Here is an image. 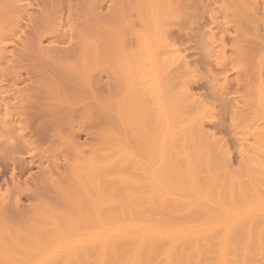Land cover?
<instances>
[{
  "label": "bare ground",
  "instance_id": "6f19581e",
  "mask_svg": "<svg viewBox=\"0 0 264 264\" xmlns=\"http://www.w3.org/2000/svg\"><path fill=\"white\" fill-rule=\"evenodd\" d=\"M26 1L0 0V113L3 110L0 138L11 142L14 136L16 140V135L20 139L24 135L22 127H18L20 121L10 120L11 114L13 111L20 115L24 113V117V111L33 102L29 101L37 97L36 87L40 90L39 83L41 85L43 80L37 84L39 87L31 84L35 88L30 86L26 91L21 88L25 91L18 93L20 96L25 93L22 97L15 96L16 92L12 90L16 85L10 88L8 86L12 84L7 81L12 80L20 68L17 67L20 60L24 62L26 59L22 57L27 58L32 49L34 52L38 48L39 55L49 62L61 66L65 63L77 76L75 80L89 90L70 97L72 104L79 108L71 104V108L67 106L64 111V107L61 109L62 96L54 89L55 84L46 88L48 96L55 95V98L50 95V99H46L49 101L46 103L49 109L46 108L47 123L52 124L54 118L64 116L61 121L70 127L62 135L61 143L73 156L70 152L62 155L64 160L71 159L65 161L66 175L61 170L62 175L58 173L64 163L59 166L57 159V164L53 163L54 169L50 167L52 163L49 167L59 175L52 174L49 167L46 168L49 171L44 169L47 159L43 166L40 165L42 158L36 165L45 171L40 167V170L36 169L42 175L38 177L39 182L49 184L61 207L37 199L30 204V217L15 216L14 219L9 214L15 213V205L20 206L15 204L20 197L16 195L18 192L15 194L14 191L16 196L5 195L8 197L0 193V264H264V81L259 79L257 82V97L251 104L249 116L238 123V117L232 115L235 122L232 125L236 126L233 132L235 136L239 135L236 141L243 149H240V160L235 169L224 146L209 141L203 134L202 123L211 118V111L199 103L192 105L188 87L186 90L181 84L177 85L179 91L172 94L175 86L170 72L182 58L167 41L161 20L179 0H138L144 36L139 44L141 49L135 52L124 51L126 46L99 23L100 18L94 12V22L92 19L84 21L85 16L82 21L79 16L78 21L74 20L76 23L70 21L71 24H67L70 26L67 47L53 45L58 29H62L61 22L58 26L53 25L55 21L51 22L56 18L49 17L52 15L48 10L55 1L40 0V10L25 14L30 6ZM88 21L93 22L90 23L94 24L93 29ZM47 36L49 40L45 44L48 46L44 47L43 40ZM215 44L209 40V56L215 58L216 64H221L219 61L223 64L224 40L213 47ZM104 55L116 59L115 74L125 84L126 94L122 100L120 96V104L114 100L118 102L115 104L112 99L110 102L109 99L101 100L94 90L93 84L96 89L99 86L97 69ZM17 77L16 81L20 82V76ZM5 83L11 91L6 90ZM214 86L216 88L217 84L212 88ZM7 93L19 99L12 100L13 96L7 97ZM76 114H80L78 118L84 119V124L74 118ZM114 115L119 116L118 120L129 128V132L133 128L134 142L135 137L132 136L130 141V135L129 138L126 136L129 133L125 131L124 135L118 130ZM49 118L51 121L48 122ZM86 122L90 124L85 125ZM76 123L79 127L74 125ZM25 124L26 130L39 129L41 132V129L42 133L47 127L46 122L41 128L40 122ZM33 124L37 128L30 126ZM80 124L86 129L89 127L91 133L87 134L93 137L88 136L92 145L89 144V150L84 149L86 152L80 150L83 148L75 134ZM46 135H49L48 131ZM15 142H11V146L10 143L9 146L0 144V156L9 157V160L4 159L3 167L9 161L6 165L8 169L11 167L13 179H16V173H13L16 168L17 177L23 174L25 168L22 165H26L28 159H23L22 154L24 149H29L27 141ZM62 161L59 160V164ZM3 169L0 171V192L7 180L8 170L6 166ZM36 171L34 173H39ZM29 175L22 177L30 180L33 174ZM54 175L61 176L54 178ZM20 187L17 188L19 191ZM23 197L25 199L24 195L20 198ZM11 203L13 212L12 206L9 207Z\"/></svg>",
  "mask_w": 264,
  "mask_h": 264
},
{
  "label": "rangeland",
  "instance_id": "374dc122",
  "mask_svg": "<svg viewBox=\"0 0 264 264\" xmlns=\"http://www.w3.org/2000/svg\"><path fill=\"white\" fill-rule=\"evenodd\" d=\"M54 1L57 5L53 3L52 7H50L51 9L49 8L48 10L50 11L49 14L52 15V17L51 16L49 17L50 19L51 18L53 19L55 17L56 20L58 19L57 16L60 17L59 19L61 20L58 19L57 22L56 20H52L51 23L55 21L53 25L56 23L55 25L58 26L59 24L58 22H61L62 24L60 23L59 25L62 26V29H58L59 30V33L57 36L58 41H55L57 39L54 38L53 40L55 43H53V45H57V46L62 45V47H67L65 45L69 42L68 34H69L70 26L68 27V25L71 24L70 21L72 23H76V21H78L79 19L78 18L79 16H81L80 19H82V21L84 19L82 17L85 16L84 21H86V20L92 19L95 14V16H98L97 17L98 19L100 18L99 23L102 26H105V28H107V30L110 31L112 34H115L116 37L119 39V41H121V43L124 46H126L124 47L125 48L124 51L135 52L141 49L139 44H141V36L143 37L144 33H143V29L140 26L138 0H54ZM58 2H59V6H58ZM39 3H40V0L26 1V4L30 6L26 8L27 11L25 12V14L28 11H29L28 12L29 14H32L33 11L37 9L40 10L41 8L38 6ZM93 20L94 19H92V21ZM92 21L90 22L88 21L87 23L89 24L93 23L94 21L93 22ZM48 23H50V21ZM161 24L165 32V37L167 38V41L171 44V48L174 49V51L179 52L178 55L180 58H182L181 62H179L180 64L178 63L177 64L178 66H175L172 72H170V77L173 78V84H174L173 86H175V88H173L172 90V94L173 92H176V90L179 91L178 89H180V86H182L181 88L184 87V89L186 90L188 87V90H187L188 94L190 92L189 95H191L190 96L191 100L193 99L191 101L192 105H197L199 103L198 105H201L202 107L205 106V108L211 111L210 112V114L212 113L210 116L211 118H209V120L205 119L202 123L203 124L202 125L203 134H205L204 136L206 137L208 136L209 141H214L218 144L220 142V145L224 146V149L227 150L230 155L232 166L236 169L238 167L237 166V164L239 163L238 161L240 160L239 153L243 149H241L238 146V142L236 141V138L239 135L235 136L233 132V131H236L235 129L236 126L234 124L232 125V123H235L232 120L233 118L232 115H234V117H238L236 120V122L238 123H240L244 118L249 116L251 112V104L255 101L257 97L256 90H257V84L260 82L259 79L264 81V0H241V1L239 0H179L177 5L175 6L173 5V7L167 10L165 16L161 20ZM92 26H90V28L93 29L94 26L93 27ZM48 38L49 36H47V38L45 39L46 41L43 40V46L45 43H47V40H49ZM210 39L216 42V44H219L221 42V39L224 40L225 59H224L223 64L221 61H219V63L221 64H216L215 58L209 56L211 47L208 46V43ZM216 44L213 47H215ZM47 46L48 45L44 47H47ZM9 47L11 50V45ZM37 49L38 48H36V51L34 52L32 49L31 50L32 53L31 54L28 53L30 56L28 55L27 58L25 56L22 57L23 59L25 58L26 60L24 62H21L22 59L20 60V65L17 66L20 68H17L18 71L14 70L16 71L14 77L12 78L11 81L10 80L7 81L8 84L11 83L12 85L14 82L16 83L13 86L11 85L12 87L8 86L10 88H13L16 85L13 88V90L10 88H9L10 90H8L7 85L5 83L6 90L8 91L12 90L14 93L16 92L15 96H20L18 93L20 92L21 88L25 89L26 91V89L28 88H31V87L33 88L34 86L32 85L38 86L37 84L43 80V82H41L42 83L41 85L39 83V86H41L39 88L40 90H38V88L36 87V90L39 91L37 92L38 94L37 93L35 94L37 97H34V99L32 98V100L29 101V102L33 101L32 105L31 103H29L30 107L28 105V108H27L28 110L26 109L24 111L25 112L24 117L27 115V117H25L26 121L23 120L24 117H22L24 113L23 114L21 113L20 115L18 112L13 111L11 114V116L12 115L13 116L10 120L12 119L15 121L19 120L20 124L18 125V127L19 126L20 128L22 127L23 129L22 133L24 134L23 137L27 135L26 137H24V139L22 137L21 138L22 140L20 138H17L18 137L17 135H16V140H14L15 139V136H14L13 140H11L12 144H14L15 141H17L18 143L27 141L26 145L30 146V147L27 146V148L29 149H24V151L25 150L27 151L25 152L23 151L22 155L24 156L23 157L21 156L23 159L26 158L29 160V161L27 160L26 165L25 164L22 165L25 168L24 172L26 171L25 172L26 174H24L23 172L21 176H19L20 175L19 174L17 177V174L19 172H17L18 170L16 168L17 171L15 169H14L15 171H13L14 175L16 173L15 175L16 179H13L11 178L12 175L10 173L12 172L11 167L10 169H8L9 167L7 168V165H6L7 163L9 164V161H7V163L5 164L6 169L8 170L6 172L7 175H5V179H7L8 181L6 180L5 186H3L4 190L2 189L0 193L3 196L5 195H9V196L17 195L20 197L21 195L25 196V199L24 197L23 199L19 197L17 202H15V200H12L15 202V204H20V206L18 205L19 206L18 208L14 204L16 208L15 211L13 210L14 202L11 203L12 205H9V207L12 206L10 207L11 208L10 210H12L11 212L14 211L16 213V214L15 213L9 214V216H13V218L15 216L16 218H19V216L26 217V215H29L30 217L31 215V210L29 209L31 207L30 204L32 203L34 204V202H37L35 201L37 199L42 200L40 202H43V201H47L48 203L54 202L53 204L56 203L57 207H61V203H59V201L56 200L58 198L55 195L56 193L55 192L51 193L50 191L51 188L49 189V184H46L44 182H39L40 180L38 179L40 178L38 177L41 174L38 171V169L40 166H36L40 164V162H38L39 159H40L39 161H42L43 159V162L40 165L46 162L44 165V169L48 168L51 163L53 164L56 159H57L56 162L58 163L59 166H61L63 163H64V166H66L67 164L65 163V161L66 160L68 161V159L70 158H66V160H64L63 158L64 153L70 152L69 154L71 155V151L68 150L64 146L63 143H61L62 135L66 134L67 133L66 131H69L68 128L70 127V126L68 127L66 123H63L61 121L64 116H62V118L61 117L56 118V119L54 118V120L52 121V124L47 123L46 117H48L49 115L47 112L49 109L47 108L48 105L46 103H48L49 101L46 102L47 101L46 99L48 98L50 99V95L54 96L53 98H55V95H52L53 93H51L48 96L46 88L55 84L54 89L56 88L62 96L61 100L63 101V103H62L61 109L63 107L65 109L67 108V106L68 107L70 106L71 108L72 101H70V97L73 94L83 95L87 93V91L89 90L86 85H81L78 80H75L77 76H75V74H73L69 70V68L65 66V63H64V66H61L60 63L58 65L56 62L55 63L49 62L46 58H44V56H40L41 54L39 55V52H38L39 49L38 50ZM115 60L116 59L113 58L111 55L109 56L104 55L97 69L98 73L100 72V75L98 74L99 75L98 80H100L99 86H98V89H96L97 86L93 84V86L96 87L95 89L93 87V89L97 90V93H99L98 95L101 100L107 101V99H109L108 102H110V100L112 99L111 101L116 100L119 102L118 103L114 101L116 102L115 104L117 103L120 104V96L122 95L121 100L123 96L125 97L124 94H126V88L124 86L125 84L123 85L124 82H121V79L118 76V74L117 75L115 74V72L117 71V65H116L117 62H115ZM183 61H185L186 63ZM90 70H94V69H90ZM16 74L18 75V77ZM16 77L17 79L18 78L20 79L19 80L20 82L16 81ZM224 78H226L227 80L226 82H224ZM213 84H217L216 88L215 86L214 88H212ZM177 85H180L179 88L177 87ZM14 89H16V91ZM23 89L21 91L25 92ZM63 91H65L64 94H62ZM13 92H9V94ZM48 92L50 93L49 90ZM69 93L70 95H68ZM9 94L6 96L7 97L13 96L12 100L14 98L16 100L19 99V98L14 97L13 94L11 96H9ZM24 94L25 93H23L22 96H24ZM65 94L66 96H64ZM63 97L65 98L63 99ZM72 106H78V108L80 107L79 105H73V104ZM66 110L67 109H65L64 111ZM104 111L106 110H103V112ZM15 113L17 115H15ZM1 114H3V110L0 113V115ZM79 115L77 116L76 114L74 118L75 117L78 118ZM2 116L3 115H1L0 117ZM118 118L119 116H117L115 119L116 120L115 123L118 122L117 123L118 130L122 132L121 134H124V135H126V132L129 133L126 136L129 138V135H130V141L133 137H135L132 139L134 142V139L136 140V133H134L135 131L132 128L130 130L131 131L133 130V131L129 132V128H127L126 126H123L121 123V120L120 119L118 120ZM78 119L80 121V118ZM49 120L50 118L48 119V122ZM19 121L16 123L18 124ZM24 121L25 123H28V124L29 122L35 123V124H39L40 122V125H39L40 128L41 126L44 127L45 122H46L47 127H45L44 131L46 133L48 131L49 135L47 136L46 133H44L43 131V133L46 135L45 137L41 129H40L41 132L38 131L39 129H36V130L32 129L34 133H30L32 131V130L30 131V129H28L30 132H27L28 131L26 130L27 126H25L27 124H25ZM63 121H66L65 118ZM85 121H88V120H85ZM41 122L42 124L43 123L44 124L41 125ZM77 123L74 125L75 126L77 125L79 127V124ZM84 123L85 122L82 121V124ZM35 124L30 125V126L32 128H37V127H34ZM82 124L80 125L83 127L84 125ZM87 124L89 125L90 122L89 123L86 122L85 125ZM123 124L125 125L124 122ZM49 125H51L50 126L51 128L48 127ZM81 126L80 128L75 127L76 128L75 131L77 132L75 134H77L78 144L83 148L81 149L79 147L80 150L82 151L84 149L87 150L86 148L90 146L89 144L91 143L89 142H91L90 138L92 136H89L87 134V132L91 133V131L88 130L89 129L88 126H87L88 129H86V127H83V129L85 128V130H83ZM123 128L125 129L124 131H123ZM91 129H94V128H91ZM36 131H38L39 133ZM38 134L39 136H37ZM41 134H43L44 136H42ZM6 142L7 141H5L4 139L2 140V138H0V144L3 145V143H5L6 145H8L10 143L9 145L10 146L12 145L11 142H7V143ZM17 142L15 143L17 144ZM63 147L66 148L67 152ZM90 148H88V150ZM1 154H3V152ZM59 155H60V158H57L59 157ZM61 156L64 162L61 160ZM0 157H1L0 158V171L2 172V170H5L3 169L5 168V166L3 167L2 163L3 162L5 163L6 161H4L5 159L4 156H0ZM8 158H6L5 160H9ZM58 159L62 161L61 164H59L60 162ZM72 159L74 158L72 157ZM31 160L34 165L31 163ZM36 161L38 163H36ZM56 162H55V165L57 164ZM55 165L53 164L50 167L54 169ZM42 166L40 167V169L42 168L41 170L45 171ZM64 166L63 168L61 167L58 170L59 174L63 172V175H66L65 173L66 171L64 170L67 168V166L66 167ZM51 168L49 170H53ZM48 169L46 170L49 171ZM30 171L33 174V175L31 174L32 176L29 175ZM35 171L39 172L37 173L38 175L34 173ZM51 173L57 174L56 170H53ZM27 174L33 177L32 179L29 177L30 180L27 179L29 180L28 182H26L27 181L26 177L28 178ZM34 174H36L37 177H35L36 175L34 176ZM22 175L26 176L25 179L23 178L24 176L22 177ZM6 176L7 177L10 176V177L7 178ZM44 176H48V175H44ZM56 177L54 175V178ZM11 180L14 184L11 182ZM24 180H26L25 181L26 183L24 182ZM33 180L36 181L34 182L36 184L33 183ZM18 184H21V185L18 186ZM15 185L17 187H15ZM47 185L48 187H46ZM9 187H12V188H9ZM19 187L22 189V190L20 189L22 193V194L20 193L21 195L19 194L20 192L18 190ZM37 187L38 189H40V191L37 189ZM30 188L31 190H29ZM43 188L44 189L48 188V189L47 191L46 190L44 191ZM34 189L37 191V192L34 191L35 194L33 192ZM14 191H15V194L18 192L19 195L18 194L14 195ZM47 192L49 194H47ZM38 194H40L39 195L40 197L38 196ZM28 196L33 197L34 199ZM5 197H8V196H5ZM27 197L30 199V201L27 200L28 199ZM46 198L47 199L49 198V199L47 200ZM6 201H8V199ZM6 204L8 203L6 202ZM65 207L64 208L62 207V208L66 209ZM17 210L19 211V213Z\"/></svg>",
  "mask_w": 264,
  "mask_h": 264
}]
</instances>
